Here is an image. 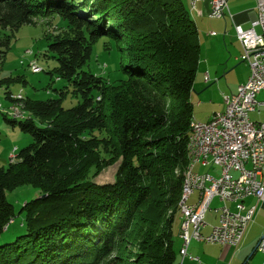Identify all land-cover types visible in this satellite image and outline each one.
<instances>
[{
    "label": "trees",
    "instance_id": "obj_1",
    "mask_svg": "<svg viewBox=\"0 0 264 264\" xmlns=\"http://www.w3.org/2000/svg\"><path fill=\"white\" fill-rule=\"evenodd\" d=\"M38 18L61 23L42 55L57 61L50 74L68 85L57 99L23 96L27 119L3 113L32 143L0 167V239L18 215L6 192L31 186L42 196L19 213L24 233L0 240V264H175L201 58L186 1L0 0L5 55ZM101 39L124 52L115 80L85 69ZM14 81L28 84L17 77L0 86ZM69 94L78 102L65 108ZM12 95L6 90L9 102ZM114 164V180L101 182Z\"/></svg>",
    "mask_w": 264,
    "mask_h": 264
},
{
    "label": "built area",
    "instance_id": "obj_2",
    "mask_svg": "<svg viewBox=\"0 0 264 264\" xmlns=\"http://www.w3.org/2000/svg\"><path fill=\"white\" fill-rule=\"evenodd\" d=\"M190 1L192 8L196 9L203 0ZM210 6L209 17L213 19L224 18L229 10L228 0H211ZM257 11L250 28L235 26L242 47L239 59L249 65V79L238 87L235 94L224 96L223 112L216 113L208 122L197 124L196 164L193 170L185 169L190 196L184 211H180L183 257L187 256L192 241L238 248L257 212L256 206L247 208L245 200L253 197L264 203V122L253 121L250 117L251 113H260L259 108L264 107V101H258V96L264 92V0H258ZM31 71L38 74L42 70L32 64ZM197 165L219 169L220 173L197 172ZM195 192L199 194L198 200L191 203ZM216 198L222 203L217 210L219 225L204 235L201 231L205 217ZM257 251L264 254V236Z\"/></svg>",
    "mask_w": 264,
    "mask_h": 264
},
{
    "label": "rangeland",
    "instance_id": "obj_3",
    "mask_svg": "<svg viewBox=\"0 0 264 264\" xmlns=\"http://www.w3.org/2000/svg\"><path fill=\"white\" fill-rule=\"evenodd\" d=\"M60 26L61 23L58 19L38 18L35 25H25L16 33L6 55L4 54L6 49L0 48V79L13 78L15 80L17 77H21L28 83L24 85L23 82L14 81L9 88H7L6 84L0 86V167H9L10 163L17 159L19 152L32 143L31 134L23 131L19 125L7 122L3 117V113H10V119H12L11 116L13 118L16 117L15 119H27L29 114H26L23 110V96L42 101L57 99L62 97L57 89H62L68 85L66 81L50 74V71L57 67V61L51 58L45 59L42 55L48 43L46 34L57 33ZM2 37L3 35L0 34V39ZM106 41L108 40L101 39L93 46L92 58L85 69L90 70L94 74L108 77L110 80H115L119 77L117 70L121 63V54H124V52H119L115 45L107 44ZM32 64H36L42 72L39 74L32 73ZM238 79L236 75L230 74L228 77L223 78L219 84L207 86V89L199 96L195 97L194 95L192 99L194 118L196 117V119L203 121L213 113L223 112L225 109L224 96L231 95V91L236 89ZM6 90L11 91L13 94L10 102L6 98ZM258 101H264V96H259ZM77 102L78 100L69 94L63 106L71 108ZM259 110L260 113L258 111L251 113L250 117L253 121L264 122V107L259 108ZM35 121L38 123L37 119ZM104 158L110 160L111 156L107 154ZM116 171L117 164H114L100 174L98 178L101 182H112ZM206 171L207 168L202 170V172ZM6 196L18 215L10 224L9 229L4 232L1 239H12L24 233L25 213L19 214L23 205L40 198L42 193L31 186H22L14 191H7ZM147 211L145 208V214ZM170 214L171 211L168 212V215ZM256 217L253 226L249 230L248 237L258 242L264 235V208L261 209L260 214ZM175 235L174 231V238ZM138 242H140V238L136 239V243ZM128 250L138 252L136 251L137 249H132L129 245L122 246L123 253ZM253 260L254 264H264V254L257 252ZM250 264L253 263L250 262Z\"/></svg>",
    "mask_w": 264,
    "mask_h": 264
},
{
    "label": "crops",
    "instance_id": "obj_4",
    "mask_svg": "<svg viewBox=\"0 0 264 264\" xmlns=\"http://www.w3.org/2000/svg\"><path fill=\"white\" fill-rule=\"evenodd\" d=\"M185 1L191 17L197 25L199 43L201 46V58L197 67L194 88L190 99L191 103L194 95L195 97L199 96L207 89V86L219 84L223 78L228 77L230 74L236 75V77L239 78L236 89L230 93L231 95L235 94L238 87L246 83L251 74L249 65L243 63L239 59L242 54V47L236 36L235 26L238 25L244 29L250 28L258 14V0H228L229 10L222 19H213L209 17L211 12V0H203L197 4L196 9L190 6L188 0ZM211 33H216V35L212 36ZM207 75L209 77L208 80H206ZM259 96H264V92ZM215 114L216 113H213L208 118H203V121L196 119V117L194 120L208 122ZM206 168L207 171L202 172V170ZM196 170L200 173L210 172L215 175L220 173V171H218L219 169H211L201 165H197ZM198 197V192H195L190 202L195 203ZM244 204L247 208L256 206V216H258L261 209L264 208V203L258 202L253 197L247 198ZM221 206L222 203L217 198L212 201L211 208L205 217V225L201 231L202 234H210L213 228L219 225V212L217 210ZM230 207L235 209L233 205H230ZM256 216L255 218H257ZM181 222L182 220L178 223L175 230L174 249L177 255L175 264H250V262L254 264L253 258L258 252L257 245L259 241L257 242L256 240L255 242L248 237L249 230L254 223L249 226L238 248L192 241L189 245L187 256L183 257L181 254L183 246ZM250 252L252 253L249 256Z\"/></svg>",
    "mask_w": 264,
    "mask_h": 264
},
{
    "label": "bare ground",
    "instance_id": "obj_5",
    "mask_svg": "<svg viewBox=\"0 0 264 264\" xmlns=\"http://www.w3.org/2000/svg\"><path fill=\"white\" fill-rule=\"evenodd\" d=\"M188 1L190 2V6L192 7L191 1L190 0ZM20 99H21V96H20ZM198 123L199 122L195 120H193L191 123V133H190V139H189V145H188L189 165H188L187 170H193V167L196 164V156L194 153V141L196 140L195 131H196ZM189 196H190L189 177H188V174L185 172V179H184V185H183V191H182L181 203H180L181 211H184V205L186 204L187 197Z\"/></svg>",
    "mask_w": 264,
    "mask_h": 264
},
{
    "label": "water",
    "instance_id": "obj_6",
    "mask_svg": "<svg viewBox=\"0 0 264 264\" xmlns=\"http://www.w3.org/2000/svg\"><path fill=\"white\" fill-rule=\"evenodd\" d=\"M264 236V235H263Z\"/></svg>",
    "mask_w": 264,
    "mask_h": 264
}]
</instances>
